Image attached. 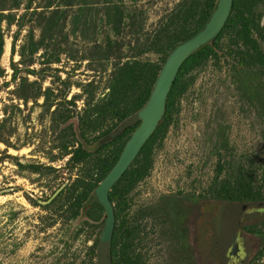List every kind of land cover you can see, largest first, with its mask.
<instances>
[{
  "label": "rangeland",
  "instance_id": "1",
  "mask_svg": "<svg viewBox=\"0 0 264 264\" xmlns=\"http://www.w3.org/2000/svg\"><path fill=\"white\" fill-rule=\"evenodd\" d=\"M181 1L0 0V264H110L102 240L105 209L93 197L97 189L88 201L79 199L95 162L73 156L79 146L103 155L115 148L123 129L141 121L140 114L123 122L111 114L104 123L94 109L109 96L120 64L163 67L168 58L154 38ZM240 16L264 51V0L237 2L228 18L235 33ZM224 27L206 44L211 58L187 77L192 84L153 149L149 176L129 194L121 183L112 203L115 213L121 209L134 219L174 196L191 209L190 243L198 264H264V257L257 260L264 241L250 233L264 230V202L211 194L222 125L231 149L226 158L253 167L258 180L264 171V122L255 104L242 102L236 91L233 43L227 34L220 37ZM106 128L111 132L103 136ZM144 225L139 249L147 264H178L172 242L153 219Z\"/></svg>",
  "mask_w": 264,
  "mask_h": 264
},
{
  "label": "trees",
  "instance_id": "2",
  "mask_svg": "<svg viewBox=\"0 0 264 264\" xmlns=\"http://www.w3.org/2000/svg\"><path fill=\"white\" fill-rule=\"evenodd\" d=\"M218 1L182 0L176 10L162 24L160 31L157 32L154 38V44L159 47L160 53L168 58L177 46L199 33L210 20ZM239 1L234 0L232 12H235ZM249 1L262 2V0ZM113 9L117 10L118 15L122 16V13L118 12V7H113ZM233 21L234 19H229L220 34V37L223 34L230 36L229 38L233 43V53L231 54L233 59V82L241 101L246 102V100H249L254 103L260 119L264 122V51L253 37L245 17L240 16L238 21L241 28L236 33L232 31L235 28L232 25ZM116 22V19L112 20L113 24ZM212 53V48L206 45L192 54L182 65L169 93L161 123L140 151L137 159L131 165L132 168L112 188L110 192L112 202L115 203L119 199L117 190L121 183H124V188L129 194L137 184L149 176L153 167V149L158 140L163 139L165 136L167 128L176 115V108L182 95L185 94L187 87L192 84L191 80L187 84V77L196 69L205 65L211 58ZM166 60L163 62V67ZM163 67L141 62L120 64L113 77L109 96L102 99V103L97 104L94 109L97 117L102 120L106 118V115L113 114L119 122H123L135 114H140L148 104ZM129 96H131L130 99ZM105 121L104 119V123ZM100 123L99 127L103 129L105 125L102 121ZM140 124L141 121H138L134 127L123 129L114 140V142H117L115 148L110 149L108 147L107 151L102 153L103 155L90 154L79 146L73 157L78 158L79 162L92 160L95 162L94 175L89 177L88 181H82L79 195L82 202L90 199L94 190L117 164L125 145ZM86 125L89 126L87 123ZM108 129L106 128L103 131V136L111 132ZM227 130L228 127L222 125L217 133L216 152L219 162L211 190L213 198L239 203L264 202V171L262 179L258 180L259 177H257L253 167L242 165L235 157L232 160L226 158V154L231 150ZM262 181L263 184H260ZM99 207L102 208L100 205ZM190 214L191 209L184 205L181 199L174 196H165L158 204L140 210L139 218L129 219L126 211L116 209L117 221L113 239L106 241V254L110 264L148 263L147 256L139 249V246L145 242L147 228L144 222L148 218L153 219L154 228L161 232V236L172 242L176 263L198 264L196 252L190 243V228L188 225ZM245 229L249 231L248 227H245ZM250 233L262 237L264 241V230L262 228L256 231L252 230ZM263 257L264 248L258 255L257 260L260 261Z\"/></svg>",
  "mask_w": 264,
  "mask_h": 264
},
{
  "label": "water",
  "instance_id": "3",
  "mask_svg": "<svg viewBox=\"0 0 264 264\" xmlns=\"http://www.w3.org/2000/svg\"><path fill=\"white\" fill-rule=\"evenodd\" d=\"M232 5L233 0H219L205 27L194 37L177 46L168 57L148 104L140 113V126L125 145L117 164L94 193V199L104 207L106 213L102 240H112L116 226L115 208L110 200L112 188L129 169L146 142L156 131L159 122L164 116L167 99L180 68L192 54L205 46L222 30L229 18Z\"/></svg>",
  "mask_w": 264,
  "mask_h": 264
}]
</instances>
